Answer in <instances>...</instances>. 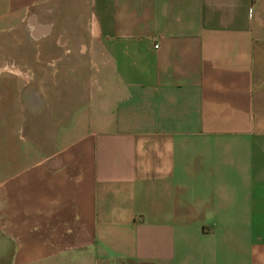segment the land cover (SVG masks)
Returning <instances> with one entry per match:
<instances>
[{"label":"crops","instance_id":"obj_1","mask_svg":"<svg viewBox=\"0 0 264 264\" xmlns=\"http://www.w3.org/2000/svg\"><path fill=\"white\" fill-rule=\"evenodd\" d=\"M5 2L0 264H264V0Z\"/></svg>","mask_w":264,"mask_h":264},{"label":"rangeland","instance_id":"obj_2","mask_svg":"<svg viewBox=\"0 0 264 264\" xmlns=\"http://www.w3.org/2000/svg\"><path fill=\"white\" fill-rule=\"evenodd\" d=\"M0 10L7 11V6L5 0H1L0 3ZM47 6L44 4H39L34 7V11L27 14L23 20L17 23L16 29L15 28H8L10 23L9 22H1L0 23V69H9L13 70L12 68L16 65L19 68H23L22 75H30L35 79H41L42 77V70L40 67H34L31 70V64H41L47 62H56L58 55L55 54H44L43 50H47V48H54L58 46L56 39H43V36L38 39H33L30 35L29 30V19L31 17L41 25L48 24L47 22ZM45 13V15H43ZM49 29L51 33L56 32V27L52 26V23H49ZM76 44L75 47L79 46V40H75ZM81 43L88 47V44H85L84 41L81 40ZM18 45V46H17ZM17 46V47H16ZM27 51V53H26ZM79 61V60H78ZM81 62L89 63V56L83 54L81 56ZM13 66V67H12ZM29 68L30 70L26 71L25 68ZM14 71H16L14 69ZM89 71L83 72V81L90 78Z\"/></svg>","mask_w":264,"mask_h":264},{"label":"built area","instance_id":"obj_3","mask_svg":"<svg viewBox=\"0 0 264 264\" xmlns=\"http://www.w3.org/2000/svg\"><path fill=\"white\" fill-rule=\"evenodd\" d=\"M153 46H155V45H153Z\"/></svg>","mask_w":264,"mask_h":264}]
</instances>
